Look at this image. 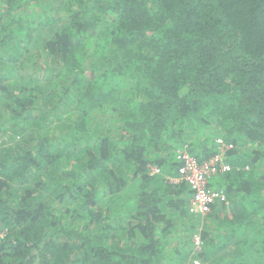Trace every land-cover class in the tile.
Returning <instances> with one entry per match:
<instances>
[{
	"label": "trees",
	"instance_id": "1",
	"mask_svg": "<svg viewBox=\"0 0 264 264\" xmlns=\"http://www.w3.org/2000/svg\"><path fill=\"white\" fill-rule=\"evenodd\" d=\"M219 138L197 214L177 155ZM0 230V264H264V0H0Z\"/></svg>",
	"mask_w": 264,
	"mask_h": 264
},
{
	"label": "built area",
	"instance_id": "2",
	"mask_svg": "<svg viewBox=\"0 0 264 264\" xmlns=\"http://www.w3.org/2000/svg\"><path fill=\"white\" fill-rule=\"evenodd\" d=\"M219 152L208 160L199 161L186 150L178 152V159L181 165L178 169V181H185L193 190L191 197L190 211L197 214H206L211 211L212 205L216 202L227 199V194L223 188L210 186V181L217 175L232 169L231 164L226 160L227 149L233 144L226 143L219 138ZM153 173L161 172L160 168L152 167ZM0 230V240L3 237ZM195 251L200 250L202 242L200 235L195 238ZM193 264H204L198 259H193Z\"/></svg>",
	"mask_w": 264,
	"mask_h": 264
},
{
	"label": "crops",
	"instance_id": "3",
	"mask_svg": "<svg viewBox=\"0 0 264 264\" xmlns=\"http://www.w3.org/2000/svg\"><path fill=\"white\" fill-rule=\"evenodd\" d=\"M215 178H216V177H215ZM215 178H213V179H215ZM213 179H212V180H213ZM174 181H178V179H177V178H175V179H174Z\"/></svg>",
	"mask_w": 264,
	"mask_h": 264
},
{
	"label": "rangeland",
	"instance_id": "4",
	"mask_svg": "<svg viewBox=\"0 0 264 264\" xmlns=\"http://www.w3.org/2000/svg\"><path fill=\"white\" fill-rule=\"evenodd\" d=\"M193 254H194V252H193ZM188 264H189V261H188Z\"/></svg>",
	"mask_w": 264,
	"mask_h": 264
}]
</instances>
